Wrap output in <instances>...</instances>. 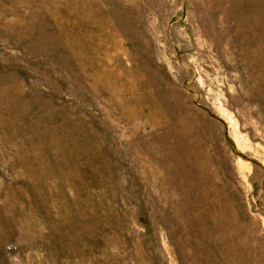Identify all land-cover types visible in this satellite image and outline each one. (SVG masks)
Listing matches in <instances>:
<instances>
[{
	"label": "rangeland",
	"instance_id": "374dc122",
	"mask_svg": "<svg viewBox=\"0 0 264 264\" xmlns=\"http://www.w3.org/2000/svg\"><path fill=\"white\" fill-rule=\"evenodd\" d=\"M0 264H264V0H0Z\"/></svg>",
	"mask_w": 264,
	"mask_h": 264
}]
</instances>
